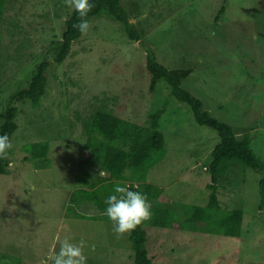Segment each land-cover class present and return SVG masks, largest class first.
Instances as JSON below:
<instances>
[{
    "label": "rangeland",
    "instance_id": "1",
    "mask_svg": "<svg viewBox=\"0 0 264 264\" xmlns=\"http://www.w3.org/2000/svg\"><path fill=\"white\" fill-rule=\"evenodd\" d=\"M224 3L121 0L141 41L131 40L122 23L107 13L94 16L67 58L49 66L41 104L15 103L18 127L8 155L9 174H0V264H51L66 236L85 241L87 264H132L130 233L117 236L104 213L87 204L80 211L89 217L66 213L83 174L107 175L101 169L103 155L85 145L86 125L100 109L142 125L164 109L159 127L165 157L148 170L145 181L163 189L164 203L208 204L209 165L218 133L198 124L190 106L170 94L164 79L150 90L146 52L169 69H192L181 87L238 135L248 133L264 161V0H228L215 23ZM73 10L68 0H5L0 113L14 92L28 86L36 67L53 60ZM39 142L49 144L47 160L31 158L26 151ZM234 170L219 186L218 198L223 211L243 210L241 236L204 232V223L185 230L149 224L146 247L153 264H264V208H259L264 169L237 165ZM138 171L128 169L127 180L119 184L142 186Z\"/></svg>",
    "mask_w": 264,
    "mask_h": 264
},
{
    "label": "trees",
    "instance_id": "2",
    "mask_svg": "<svg viewBox=\"0 0 264 264\" xmlns=\"http://www.w3.org/2000/svg\"><path fill=\"white\" fill-rule=\"evenodd\" d=\"M121 0H89L90 11L84 17L87 22L94 16L107 13L111 18L122 23L124 30L131 40L141 41L142 33L130 21L128 14L121 7ZM228 0L220 8L215 23H218L225 13ZM5 0H0V16L3 15ZM79 22L75 10L65 20V29L62 40L55 49L53 60L42 61L35 69L26 88L14 92L6 108L0 113L3 121L0 126V135L7 134L12 140V135L18 125L15 121L18 101L29 100L33 106L41 104L46 92L47 75L49 66L62 63L71 52L74 41L81 37L79 30L74 27ZM1 39V36H0ZM146 71L150 79V90L154 91L160 79H164L170 86V94L180 102L188 104L193 112L195 121L214 129L219 136V142L212 150V161L209 165L211 183L208 184L209 201L206 206L182 204L177 207L160 200L163 189L157 185L146 182L148 170L165 157V136L160 130L159 121L164 113L160 109L149 116L148 125H142L123 119L113 113L100 109L95 111L86 125V148L95 154L103 155L102 171L107 173L86 172L80 178V187L71 192L67 214L77 218L89 217L80 211L81 206L87 204L104 213L106 197L113 187L120 181H126L128 169L139 170L138 182L142 186L130 183L131 190L139 191L147 196L151 205V217L142 222L130 232V242L133 250L132 264H153L154 256L148 251V225L155 228L167 229L174 225L185 230L192 228L196 223H204L202 229L207 233H216L228 237L239 238L243 229V210L232 209L223 211L218 198V189L224 180H229L231 172L237 165L254 170H263L262 161L251 146L248 133L238 135L234 128L204 109L200 99L181 87L182 81L187 78L192 69L172 70L157 61L153 52H146ZM1 70V58H0ZM26 151L34 159H46L49 151L47 142L30 144ZM10 161L0 160V174H9ZM138 171V172H139ZM260 204L264 208V177L259 182ZM183 215L178 220V215ZM181 215V216H182ZM21 264V263H18Z\"/></svg>",
    "mask_w": 264,
    "mask_h": 264
},
{
    "label": "clouds",
    "instance_id": "3",
    "mask_svg": "<svg viewBox=\"0 0 264 264\" xmlns=\"http://www.w3.org/2000/svg\"><path fill=\"white\" fill-rule=\"evenodd\" d=\"M77 13L79 22L74 25L82 35L89 30V23L84 17L90 11L89 0H68ZM13 144L7 134L0 135V160L8 158ZM104 215L111 221L113 232L117 236L130 233L142 222L151 217V205L147 196L139 191L131 190L127 184H117L104 201ZM85 241L73 242L71 237L59 241V250L53 251L51 264H87L88 257L84 255ZM94 250V246L92 248Z\"/></svg>",
    "mask_w": 264,
    "mask_h": 264
},
{
    "label": "crops",
    "instance_id": "4",
    "mask_svg": "<svg viewBox=\"0 0 264 264\" xmlns=\"http://www.w3.org/2000/svg\"><path fill=\"white\" fill-rule=\"evenodd\" d=\"M160 200H161V197H160ZM162 201V200H161ZM165 202V201H164Z\"/></svg>",
    "mask_w": 264,
    "mask_h": 264
}]
</instances>
